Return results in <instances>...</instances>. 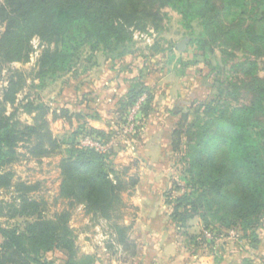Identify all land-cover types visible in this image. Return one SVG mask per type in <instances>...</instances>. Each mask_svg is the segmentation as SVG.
<instances>
[{"label": "rangeland", "instance_id": "374dc122", "mask_svg": "<svg viewBox=\"0 0 264 264\" xmlns=\"http://www.w3.org/2000/svg\"><path fill=\"white\" fill-rule=\"evenodd\" d=\"M215 1L224 11L223 25L218 29L208 27L201 17L186 18L168 4L160 7L158 21H148L145 28L132 27L130 40L107 50L103 46L85 48L71 70L42 77L38 61L45 44L38 37L32 40L33 51L28 62H15L1 70L0 97L14 71L23 73L24 80L15 106L7 104V113L15 111L14 119L29 124H34L37 118L45 120L60 145L49 156L37 159L31 157L26 144L20 142L18 160L0 169V173H13L12 187L0 186V203L4 205L0 212L1 225L22 230L34 219L19 212L20 199L14 190L17 181L40 183L30 195L45 198L47 216L69 207L68 200L58 199V195L62 182L60 161L68 154L72 138L83 146L100 148L98 151L107 155L108 167L118 171L130 167L128 175L139 178L149 164V160L142 157V150L162 145L172 180V200L189 190L183 155L171 148V129L177 128L179 120L184 122V146L195 145L205 132V153L219 156L218 146L225 135L214 127L206 136V121L221 116L223 111L231 114L235 108L249 106L255 100V94L248 88L249 81L254 75L264 77V53L255 55L238 41L239 31L252 23L262 10L259 0L240 1L237 7L224 6L223 0ZM2 28L1 25L0 30ZM251 71L255 73H249ZM29 101L35 106L45 105L47 111L38 116V109L28 110ZM211 101L215 102L207 110ZM64 110L69 113L63 114ZM76 114L83 117L78 118ZM184 114L189 116L188 120H181ZM93 119L99 121L97 126H103L108 135L74 136L80 126L86 122L91 124ZM250 119L254 125L264 128V110L252 114ZM191 132L197 135L190 139L188 133ZM150 153L154 158L157 155L156 150ZM138 185L123 191L126 205L119 209L122 218L117 219L118 223L128 225L130 239L132 230L143 227L136 208L142 194ZM197 193L195 190L191 194L192 200L197 198ZM173 204L175 207V201ZM14 208H18V212ZM72 211L69 223L77 258L88 255L96 262L99 258L100 264L105 261L123 264V258L131 257L130 252H124L125 246L119 244L112 221L86 212L82 203ZM185 213L190 218L185 226H178L185 229L181 239L189 250L188 264H221L224 255L231 259L241 253V262L236 264H264V217L246 234L241 227L225 226L206 215L204 207ZM207 221L211 228L207 227ZM2 240L0 235V243ZM117 247L120 250L117 251ZM68 258L66 249L55 248L43 252L40 262L32 264H49L50 261L66 264Z\"/></svg>", "mask_w": 264, "mask_h": 264}, {"label": "trees", "instance_id": "16d2710c", "mask_svg": "<svg viewBox=\"0 0 264 264\" xmlns=\"http://www.w3.org/2000/svg\"><path fill=\"white\" fill-rule=\"evenodd\" d=\"M240 1L247 3L246 0H223L224 6L230 7L240 6ZM168 4L186 18L201 17L208 27L218 29L223 25L224 11L215 0H0V26L3 27L0 30V72L12 63L30 60L34 37L45 44L38 61L42 77L71 70L85 48L103 46L107 50L130 40L132 27L145 28L148 21H158L160 7ZM259 6L262 7L259 14L238 34V41L255 55L264 53V0H259ZM22 76L23 73L14 71L0 97V169L18 160L20 142L25 143L30 156L37 159L49 156L60 146L45 120L37 118L34 124H29L14 119L15 111L7 113V104L15 106L18 100L17 93L24 83ZM248 88L255 94V100L249 106L235 108L231 114L223 111L221 116L206 121V136L214 127L225 135L218 146L219 156L205 153V132L195 145L184 146V122L179 120L177 128L171 129V148L183 155L189 188V192L175 196L174 200L173 218L182 226L189 217L185 211L200 207L206 208V215L221 224L241 227L246 234L264 217V128L254 125L250 119L252 114L264 110V77L254 75ZM214 102L207 104V110ZM27 107L30 111L38 109V116L47 111L45 105L35 106L30 101ZM68 113V110L63 112ZM76 116L83 117L81 114ZM188 118L184 114L181 120ZM84 133L94 137L108 135L106 130L87 122L73 134ZM196 135L195 132L188 133L190 139ZM68 145V154L60 161L62 182L58 199L68 200L69 207L49 217L45 198L30 195L40 183L17 181L14 190L20 199L19 212L34 219L22 230L0 223L3 239L0 264L39 263L43 252L55 248L68 251L66 264H95L93 256H76L69 222L72 209L80 203L84 204L86 212L113 222L119 244L132 246L128 225L118 223L117 219L122 218L119 209L126 205L123 191L134 188L139 177L128 175L130 167L121 171L108 167L105 153L83 146L75 138ZM12 176L11 171L0 173V186L12 187ZM171 190L168 195L173 194ZM195 190L199 193L192 200L191 194ZM3 206L0 203V212ZM14 209L18 212V208ZM206 225L212 227L208 221ZM49 264L53 263L50 261Z\"/></svg>", "mask_w": 264, "mask_h": 264}, {"label": "crops", "instance_id": "0c3cea01", "mask_svg": "<svg viewBox=\"0 0 264 264\" xmlns=\"http://www.w3.org/2000/svg\"><path fill=\"white\" fill-rule=\"evenodd\" d=\"M97 122H99L97 119H93L91 125L104 129L103 126H97ZM151 150L157 151L155 158L151 155ZM141 155L149 160L138 183L142 194L139 196L140 205L136 208L140 211L143 227L140 230H132L130 233L133 244L131 247H125L124 252H130L131 257L123 258L122 263L188 264L186 254L189 250L186 245H183L181 239L185 229L180 228L174 220V204L172 205L174 200H172V195H168L172 187V180L168 176L169 169L166 167L165 147L159 145L156 148H145ZM118 250H120L119 247H117ZM237 256H239L238 259ZM242 256V253L235 254L233 258L227 259L228 257L224 255L221 264L240 263ZM100 263L101 260L98 258L96 264ZM109 263V261H105V264Z\"/></svg>", "mask_w": 264, "mask_h": 264}, {"label": "built area", "instance_id": "2783aa9c", "mask_svg": "<svg viewBox=\"0 0 264 264\" xmlns=\"http://www.w3.org/2000/svg\"><path fill=\"white\" fill-rule=\"evenodd\" d=\"M100 148H97V150H99Z\"/></svg>", "mask_w": 264, "mask_h": 264}]
</instances>
